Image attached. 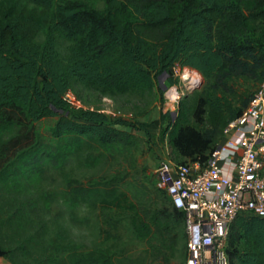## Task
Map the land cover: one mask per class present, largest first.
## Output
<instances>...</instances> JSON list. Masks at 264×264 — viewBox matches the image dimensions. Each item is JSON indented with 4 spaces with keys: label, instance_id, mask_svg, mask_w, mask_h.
<instances>
[{
    "label": "trees",
    "instance_id": "1",
    "mask_svg": "<svg viewBox=\"0 0 264 264\" xmlns=\"http://www.w3.org/2000/svg\"><path fill=\"white\" fill-rule=\"evenodd\" d=\"M102 1L104 8L96 10L71 0H0V149L33 154V124L49 117L57 118L54 138L83 137L103 147L123 142L127 133L108 125L101 112L68 116L64 96L73 84L109 97L148 94L159 77L176 86L174 70L188 68L202 84L189 107L178 101L168 125L171 160L204 165L264 80V0ZM57 38L71 43L65 61ZM164 91L158 89L161 96ZM100 206L131 213L136 238L149 235V223L124 194H112ZM162 213L168 223L184 222L174 207ZM227 254L229 264H264V219L235 220ZM0 258H8L1 246ZM112 262L106 251L67 258V264Z\"/></svg>",
    "mask_w": 264,
    "mask_h": 264
},
{
    "label": "rangeland",
    "instance_id": "2",
    "mask_svg": "<svg viewBox=\"0 0 264 264\" xmlns=\"http://www.w3.org/2000/svg\"><path fill=\"white\" fill-rule=\"evenodd\" d=\"M71 1L104 8L102 0ZM35 40L42 43L44 35L39 33ZM70 46L57 38L63 61ZM174 77L176 102L168 101V90L163 96L158 92L168 88L164 77L156 79L152 93L113 97L73 84L72 100L64 96L68 116L73 118L81 110L101 112L108 125L127 133L123 142L103 147L83 137L54 138L51 131L57 118L49 117L33 124V154L0 149V246L8 256L3 259L10 264H67L71 252L106 251L112 264L186 263L184 222L168 223L162 213L173 206L155 171L161 161L173 158L168 125L176 117L172 114L177 115L178 101L184 99L189 107L202 77L188 68H177ZM112 194H124L149 223L146 238H136L131 213L100 206Z\"/></svg>",
    "mask_w": 264,
    "mask_h": 264
},
{
    "label": "built area",
    "instance_id": "3",
    "mask_svg": "<svg viewBox=\"0 0 264 264\" xmlns=\"http://www.w3.org/2000/svg\"><path fill=\"white\" fill-rule=\"evenodd\" d=\"M175 88H166L168 101L169 93L175 94L171 102L178 100ZM65 98L72 100L69 92ZM155 174L171 205L184 216L185 264H229L233 222L248 216L264 219V80L204 165L167 159Z\"/></svg>",
    "mask_w": 264,
    "mask_h": 264
},
{
    "label": "crops",
    "instance_id": "4",
    "mask_svg": "<svg viewBox=\"0 0 264 264\" xmlns=\"http://www.w3.org/2000/svg\"><path fill=\"white\" fill-rule=\"evenodd\" d=\"M0 264H10V263L7 262L5 259L0 258Z\"/></svg>",
    "mask_w": 264,
    "mask_h": 264
},
{
    "label": "bare ground",
    "instance_id": "5",
    "mask_svg": "<svg viewBox=\"0 0 264 264\" xmlns=\"http://www.w3.org/2000/svg\"><path fill=\"white\" fill-rule=\"evenodd\" d=\"M169 96H170L171 101H173L175 99V94L174 93H169Z\"/></svg>",
    "mask_w": 264,
    "mask_h": 264
},
{
    "label": "water",
    "instance_id": "6",
    "mask_svg": "<svg viewBox=\"0 0 264 264\" xmlns=\"http://www.w3.org/2000/svg\"><path fill=\"white\" fill-rule=\"evenodd\" d=\"M163 89H164V90H166V87L164 86V87H163ZM172 115H173V116H176V114H175V113H173Z\"/></svg>",
    "mask_w": 264,
    "mask_h": 264
}]
</instances>
